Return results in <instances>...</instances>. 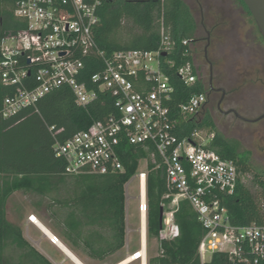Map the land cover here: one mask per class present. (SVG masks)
<instances>
[{
    "label": "trees",
    "instance_id": "trees-1",
    "mask_svg": "<svg viewBox=\"0 0 264 264\" xmlns=\"http://www.w3.org/2000/svg\"><path fill=\"white\" fill-rule=\"evenodd\" d=\"M21 1L0 0V59L2 41L26 28V23L16 15ZM162 24L176 41L167 58L174 66L165 60L163 64V72L174 88L169 105L179 119L176 134L183 138L195 131L213 132L215 138L209 149L224 160L234 161L240 173L250 171L247 158L238 152L237 142L219 134L211 118L185 119L178 113L181 103L205 93L200 81L187 86L177 74L187 62L194 63L192 50L188 56H182L184 49L180 42L185 39L195 42L199 28L183 0H102L94 38L98 48L108 54L154 51L158 48ZM97 70L87 64L86 77ZM14 91V87L3 83L0 73V264H53L25 238L22 228L8 219V201L17 192L37 199L36 208L49 215L52 229L72 250L81 249L96 260L122 251L127 237L126 185L137 174L142 160L148 162L149 171L148 243L150 239H158L160 209L170 203L164 197L175 192L169 186L165 168H158L160 160L153 147L144 149L122 142L120 158L125 170L106 175H69L65 161L55 153L57 140L64 142L94 122L109 118L115 112L114 97L102 93L92 104L80 107L71 90L60 87L46 94L36 108H27L6 119L2 116L4 99ZM262 197L263 205L241 178L234 193L222 196L221 203L231 224L264 226V188ZM175 224L179 236L159 242V255L148 264H202L198 249L204 230L187 200L180 202ZM205 264L245 263L227 253H215Z\"/></svg>",
    "mask_w": 264,
    "mask_h": 264
},
{
    "label": "built area",
    "instance_id": "built-area-1",
    "mask_svg": "<svg viewBox=\"0 0 264 264\" xmlns=\"http://www.w3.org/2000/svg\"><path fill=\"white\" fill-rule=\"evenodd\" d=\"M101 6L102 0L20 2L16 15L26 28L1 44V78L6 86L15 88L13 95L4 99L2 116L7 119L27 108H36L46 94L60 87L69 88L80 107L92 104L102 93H110L115 112L109 118L94 122L64 142L56 141L55 153L65 161L66 173L122 172V142L144 149L153 147L160 160L158 168H165L169 186L175 192L164 197L170 203L162 205L159 242L179 236L175 213L180 202L187 200L204 230L198 249L202 264L206 263L205 254L215 253H227L245 264L264 262V226L231 224L221 203L222 196L232 195L241 179L235 162L224 160L209 149L215 138L213 132L195 131L183 138L176 134L179 119L169 105L174 88L163 72L164 60L174 66L167 58L176 41L162 24L156 50L108 54L98 48L94 38ZM192 43L191 39L180 42L182 56L189 55ZM87 64L98 69L89 78L85 74ZM177 74L187 86L199 81V73L191 62L180 67ZM205 103V93L195 94L178 106V113L185 119L198 117ZM137 179L142 223L143 216L146 220L148 216V173L139 172ZM58 240L56 236L50 239L53 244ZM133 262L148 264V238L146 258Z\"/></svg>",
    "mask_w": 264,
    "mask_h": 264
},
{
    "label": "rangeland",
    "instance_id": "rangeland-1",
    "mask_svg": "<svg viewBox=\"0 0 264 264\" xmlns=\"http://www.w3.org/2000/svg\"><path fill=\"white\" fill-rule=\"evenodd\" d=\"M184 3L190 8L198 23L197 39L205 38L206 32L203 30L205 27L211 31L213 44L210 48V58L214 61H219L224 58L219 66L226 70L233 71L235 75L242 72L244 67V59L240 58L239 54L231 53L232 43L233 46H237L236 41H242L251 48H254V52L258 54V57H264V40L262 35L256 26L254 20L248 14L245 8H247L241 0H183ZM218 37H224L225 48L221 52H218ZM217 39V40H216ZM235 62V63H234ZM223 63V64H222ZM255 68H258L256 66ZM200 119V117H197ZM243 127L250 129L241 134L244 138L243 148L248 150L249 155H242L247 158L250 166V171L241 172V178L245 186L251 190L253 194L257 196V199L263 205L262 192L264 188V122L260 124H253L251 126ZM230 129L229 136H235ZM206 137V134H203ZM148 171V162L142 160L139 165L137 174L126 185L127 190V234L128 243L125 251L116 253L109 256L105 261H96L91 264H115L121 260L118 264H140L139 262H133L137 258H146L147 254V236L146 245L143 242L144 231V216L142 221V227L140 223V216L138 212V179L139 172ZM37 199L32 195H27L21 192L15 193L8 201L7 215L8 219L13 223L19 225L22 229L31 213L36 212L35 203ZM45 219H47L45 213H41ZM36 222L32 221L40 230L45 227L38 219L33 217ZM42 226H40V225ZM39 225V226H38ZM43 227V228H42ZM46 228V227H45ZM47 229V228H46ZM48 230V229H47ZM142 233V248L140 249V232ZM44 231V230H43ZM49 231V230H48ZM24 232V231H23ZM46 234V233H45ZM49 236V235H47ZM59 241V240H58ZM145 241V240H144ZM58 246L65 255L73 261L75 264H88L84 259L79 257L81 261L71 253L60 241ZM146 246V247H145ZM47 250L51 259L59 263L63 259L64 255L58 251L55 247L48 244H44L43 247ZM67 251L71 255L67 254ZM138 251V256L133 257L134 253ZM133 254V255H132ZM159 255V240L150 239L148 243V260ZM212 258L211 254H205L204 261L209 262ZM75 260V261H74Z\"/></svg>",
    "mask_w": 264,
    "mask_h": 264
},
{
    "label": "flooded vegetation",
    "instance_id": "flooded-vegetation-1",
    "mask_svg": "<svg viewBox=\"0 0 264 264\" xmlns=\"http://www.w3.org/2000/svg\"><path fill=\"white\" fill-rule=\"evenodd\" d=\"M245 9L254 20L249 10ZM203 30L206 37L198 38L191 45L194 66L206 95V103L198 117L203 120L211 118L219 134L236 141L241 155H249L248 150L243 148L244 138L241 134L250 130L243 125L264 122V57L259 58L258 54L253 53L254 48L242 41H236L237 46L232 43L231 53L239 54L244 59L242 72L235 75L233 71L226 70V67L222 69L219 66L224 58L219 61L210 58V48L215 39L212 40L211 31L205 27ZM262 38L264 40L263 35ZM217 42L218 52L225 56L222 52L226 44L224 37H218ZM230 129L234 137L229 136Z\"/></svg>",
    "mask_w": 264,
    "mask_h": 264
},
{
    "label": "crops",
    "instance_id": "crops-1",
    "mask_svg": "<svg viewBox=\"0 0 264 264\" xmlns=\"http://www.w3.org/2000/svg\"><path fill=\"white\" fill-rule=\"evenodd\" d=\"M126 198H127V190H126ZM128 201V200H127ZM127 201H126V211H127ZM41 213H45L47 219L44 218V216H42ZM34 216L36 219H38L45 227L43 228V230H40L33 222H31L30 217ZM127 216V215H126ZM35 220V219H34ZM36 222V220L34 221ZM51 220L49 218V215L40 209L36 208V212L31 213V215L29 216V219L26 220L25 225L23 227V233L25 238L36 248L38 249L45 257H47L53 264H75L73 261H71L66 255L65 253L55 244L51 243L50 239L53 238L54 236H56L59 241L71 252L73 253L80 261L81 259L79 258L81 256L82 259H84L86 262H88V264H91L92 262L95 263L96 261H105V260H96L91 258L90 256H88L83 250L78 249V250H72L64 241L63 237L59 234H57L51 227ZM40 225V224H39ZM42 226V225H40ZM128 229V228H127ZM45 231L49 233V236H47V234H45ZM146 236H147V228H146V216L144 215V231H143V242H145L146 245ZM145 240V241H144ZM58 241V242H59ZM127 243H128V234L126 237V246L122 251H125L127 248ZM44 244H48L52 247H55L58 251H60L64 257L63 259H61L59 261V263L54 262L50 255L48 254L47 250H45ZM60 244V243H59ZM146 247V246H145ZM66 250L68 255H71V253ZM121 252V251H120ZM119 253V252H118ZM79 256V257H78ZM82 262V261H81Z\"/></svg>",
    "mask_w": 264,
    "mask_h": 264
},
{
    "label": "water",
    "instance_id": "water-1",
    "mask_svg": "<svg viewBox=\"0 0 264 264\" xmlns=\"http://www.w3.org/2000/svg\"><path fill=\"white\" fill-rule=\"evenodd\" d=\"M244 5L247 7L251 15L253 16L260 32L264 37V0H241ZM167 54L164 53L163 57H166ZM164 216V208L160 209V224L162 227Z\"/></svg>",
    "mask_w": 264,
    "mask_h": 264
},
{
    "label": "bare ground",
    "instance_id": "bare-ground-1",
    "mask_svg": "<svg viewBox=\"0 0 264 264\" xmlns=\"http://www.w3.org/2000/svg\"><path fill=\"white\" fill-rule=\"evenodd\" d=\"M34 217V216H33ZM32 221H35L33 218L31 219ZM142 221H143V218H142ZM147 221V220H146ZM39 226V225H38ZM142 227V223H141V226H140V228ZM144 228V227H143ZM146 228H147V222H146ZM139 232H140V230H139ZM45 233L47 234V235H49V233L48 232H46L45 231ZM140 237H141V241H142V233L140 232ZM55 245H59L60 246V244H59V242L57 241L56 243H55ZM136 253H138V252H136ZM75 261V260H74Z\"/></svg>",
    "mask_w": 264,
    "mask_h": 264
}]
</instances>
